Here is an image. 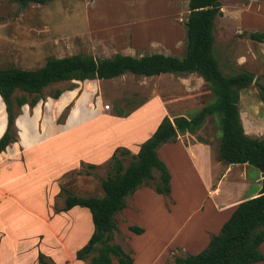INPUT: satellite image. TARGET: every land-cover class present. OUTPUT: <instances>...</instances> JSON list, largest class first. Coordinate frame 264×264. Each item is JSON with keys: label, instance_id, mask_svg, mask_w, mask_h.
<instances>
[{"label": "rangeland", "instance_id": "374dc122", "mask_svg": "<svg viewBox=\"0 0 264 264\" xmlns=\"http://www.w3.org/2000/svg\"><path fill=\"white\" fill-rule=\"evenodd\" d=\"M219 1L221 15L215 18L213 25L212 52L224 74L240 71L252 73V82L239 90L237 108L245 133L264 138V120L261 123L257 122L258 120L251 121L256 116L264 115V101L258 96V84L264 83V42L250 40L247 36L251 31H264V0L262 5L260 0ZM187 13V0H50L43 4L27 3L23 7L15 0H0V68L15 66L34 69L41 66L47 57L77 53L95 57H110L114 53L138 56L153 52L181 56L184 50L183 23ZM55 89H59L61 93L59 97L51 98L50 95ZM19 94V91L15 92V95ZM213 98L207 86L194 73H164L152 76L124 73L108 79L52 83L42 89L39 99L33 106L25 103L15 111L16 116L20 114L17 125L21 131L33 130L31 135L23 133L25 142L30 143L36 137V124L45 126L49 125L50 121L59 122L70 109L72 118H75L79 107H85L86 103L87 108L95 107L96 103H108L110 110L119 116L143 105L139 115L145 113L149 126L142 129L145 132L135 138L142 140L143 134H148V137L152 134L150 128L160 114L158 103L170 116H188L210 103ZM133 117H137L135 120L140 118L138 114ZM4 122V104L0 98V132ZM104 124V118L96 116L81 128L62 135L60 142L63 144L65 156L57 146L49 149L50 169L60 168L69 161L67 147L73 151L76 147H81L83 151L96 152L99 147L108 149L114 144L123 146L134 139V135L127 132L128 124L125 126V121L121 130H118L117 126H110L109 132H104L106 130ZM79 130L88 136L79 135ZM115 131L117 134L113 133ZM219 134L216 115L208 114L194 132L180 134L183 139L180 142L185 153L174 143L176 139L157 147L160 149L158 156L172 177L170 193L164 196L154 192L151 187L144 186L133 196L136 206L139 207L137 211L129 208L125 213V220L119 215L120 212L114 215L117 219V231L113 233L111 241L118 243L130 253L133 258L132 264H175V256L188 253L181 250H171V253L168 250L163 251L165 247L162 248L161 245L165 244V240L178 227L181 215L193 206L189 195L194 194L195 200L200 195L196 192L203 189L194 180L196 172L201 176L196 166L199 160L196 162V158L190 156L186 143L195 141L205 143L212 157L217 158ZM43 149L38 150V153ZM32 151L24 154L29 172L33 169V163L29 160L37 158ZM202 155H206L204 151ZM121 158L123 165H126L130 156L126 154ZM106 163L107 161L94 168L81 163L77 168L80 177L75 178L72 187L67 188L68 191L82 196L92 194L100 196L102 191L99 182L108 170ZM238 169V166H233L232 172L229 171L228 175L233 176ZM256 173L257 170L251 167L248 173L247 192L257 186L254 181ZM45 178L48 177L45 175ZM206 179V174L203 175V179L201 177L202 182ZM227 180L229 181V178ZM24 186L9 187L16 197L17 204L11 200L0 201L1 230L4 227L18 231L20 223L28 220L27 214L20 207L23 205L27 207L28 197L41 191ZM214 186L215 183L211 188ZM230 186V183L225 185L226 192H229ZM64 196L65 192L61 191L55 198L54 207L57 210L61 207ZM174 199L177 203L185 202V205L183 207L179 204L177 218L173 217L167 222L161 212V206H171ZM120 220L128 225H138L144 230L140 234L130 233L131 231L128 233L129 230L124 231V226L119 224ZM191 221L204 225L207 223L199 212L191 214ZM165 225L167 227H164ZM183 230L184 228L179 230L172 240L178 241ZM113 262L116 264V261Z\"/></svg>", "mask_w": 264, "mask_h": 264}, {"label": "trees", "instance_id": "16d2710c", "mask_svg": "<svg viewBox=\"0 0 264 264\" xmlns=\"http://www.w3.org/2000/svg\"><path fill=\"white\" fill-rule=\"evenodd\" d=\"M21 7L27 3L43 4L50 0H15ZM188 13L183 23L184 50L181 56L153 52L133 56L114 53L110 57H95L77 53L62 57H47L34 69L15 66L0 68V98L4 104L5 129L0 135V151L15 141L13 125L16 109L27 103L33 106L42 89L52 83L66 80L108 79L124 73L152 76L164 73H194L213 94V100L188 116L161 117L155 130L139 144L135 154L122 147L113 150L107 160L108 170L100 178L101 195H75L65 187L63 206L73 205L88 209L92 232L86 243L75 251V258L86 264H132L133 258L118 243L112 242L117 231L115 214L125 207V197L140 186H149L154 192L169 194V172L158 158L159 145L174 141L178 134L192 133L208 114H215L219 129L216 157L225 164H242L255 168L261 176L257 195L238 202L222 222L217 233L194 254L177 255L175 264H250L264 262L259 244L264 242V138L249 136L243 131L237 100L239 90L248 86L253 75L248 71L224 74L212 52L213 25L221 15L219 0H187ZM248 38L264 40V31H252ZM19 91V95L15 92ZM55 89L51 98L59 97ZM258 96L264 101V83L258 84ZM130 159L123 165L122 156ZM94 168V164H86ZM155 174V175H154ZM133 233L143 229L128 225ZM39 264H52L40 252Z\"/></svg>", "mask_w": 264, "mask_h": 264}, {"label": "crops", "instance_id": "0c3cea01", "mask_svg": "<svg viewBox=\"0 0 264 264\" xmlns=\"http://www.w3.org/2000/svg\"><path fill=\"white\" fill-rule=\"evenodd\" d=\"M260 1L262 5L263 2L262 0ZM257 42H264V40ZM86 104L85 107H79V111L75 115V118H72L70 109L64 114L59 122H56L55 120L52 123V121H50L49 125L45 126L36 124V137L35 140L30 143L25 142L23 133L31 135L33 130L28 132L21 131L17 125V117L19 114L15 116L13 121L16 135L15 141L8 143L4 149L0 151V180L7 181L6 183L0 181V201L6 202V200H11L17 204L16 197L12 194V189L9 187L14 188L16 186L26 185L30 188L34 187L36 190L41 191V193L39 192L33 196L29 195V201L26 203L27 207H24L25 205L20 207V209L27 214L28 220L20 223L21 227L18 231H15L14 228L13 230L8 228L5 229L4 227L3 230L0 229V264H39L37 261V254L39 252L49 259L52 264H86V260L75 258V251L86 243L92 232L89 211L87 208L79 205H73L66 210H60L63 203L61 204V207H59V210H57L54 207V201L60 193V187H65L66 189L72 187L75 178L80 177L77 168L81 163L100 165L107 161L116 147H124L130 154H135L138 150L139 144L148 137V134H143L142 140L135 138H137L139 134L145 132V130L142 131V129L149 126L145 113L143 112V115H139L141 114L139 112L143 105L138 106L136 109L129 111L123 116H119L115 115V113L110 110V106L108 110H103L101 108V103H96L95 107L91 106L90 108H87L88 103ZM158 108L160 114L156 117L155 122L152 123L150 134L155 129L162 116L166 115L169 118L173 116L168 115L159 103ZM135 114H138L141 119L139 118V120H135L137 118L133 117ZM96 116L104 118V128H106L104 132H109L111 128L110 126H117L118 130H121V128H123V122L125 121V126L128 124L126 128L127 132L132 133L134 139L123 146L114 144L108 149L99 147L96 152L93 150L94 153L92 150L83 151L81 147H76L74 151L67 147V154L70 156L69 161L62 164L60 168H54L53 170L50 169V160L48 156V154L50 155L49 149L57 146L65 156L63 144L60 142V140H62V135L70 130L81 128L95 119ZM132 118L134 119L132 120ZM263 120L264 115H261L254 117L251 121L261 123ZM5 124L6 117L0 135L5 129ZM241 125L244 128L242 121ZM113 133L117 134L116 131ZM118 133H125V131ZM81 134H83L82 136H88V134L80 132L79 130V135ZM180 140L183 139L180 137V134H178L174 143L179 145L181 150H183L184 146ZM186 144L188 146L187 149L190 151V156L196 158V162L199 160L196 166L199 168L201 176L195 171L194 180H196L197 185L203 189H200V192L198 193L196 192V194L200 195L195 200V197L193 198L194 194L189 195L193 202V206L188 212H184L181 215V222L173 234L167 239L169 242L165 240V244L161 245L162 248L165 247L163 251L168 250L170 253L171 250H181L182 252H188V254H194L207 244L211 234L218 232L220 225L228 217L231 210L238 202L258 194L261 176L257 171L254 178L257 186L254 190L247 192V188L249 187L248 173L251 170V166L246 163L225 164L215 158V156L212 157L209 147L205 143L195 141ZM160 146H162V144ZM42 149L43 151L38 153V150ZM31 150H33L32 154L35 153L37 158L34 157L32 160H29V162L33 163V169L29 172L26 166L27 164H25L24 161V154ZM158 150L160 149H156L157 156L160 154V152L158 153ZM203 151L206 154L204 156L202 155ZM42 155L43 157L40 158ZM158 158L162 161L159 156ZM233 166H238L239 169L236 173L233 172V176L228 175L229 171L232 172ZM210 168L211 175H209ZM205 174L207 179L202 182L201 177L203 179V175ZM45 175L48 177L47 179L45 178ZM14 178L17 179L14 181ZM227 178H229V181ZM170 181H172L171 175H169V193L171 191ZM213 183H215V186L211 188ZM227 183H230L231 185L229 187V192L225 191V185ZM139 188L141 190L144 186L136 188L130 195L126 196L125 207H123L119 213V215L123 217V220H125L124 216L129 208L136 209V211L138 210L139 207L138 205L136 206L133 196L139 191ZM92 195L96 196V194ZM128 201L131 203L129 204ZM179 204L184 207L185 202L184 204L177 203L174 199L171 206H163L160 204V206L162 205L161 212H163L162 214H164L167 222L173 217L177 218ZM196 212L201 213L203 219H206L207 223L205 225L203 223L199 224L198 222L191 221V214H196ZM123 220H120L119 224L124 226V231H128V224L121 222ZM201 225L204 226L201 227ZM164 227H167V225ZM183 228L184 230L181 232V238L178 241L172 240V237L175 239V235H177L178 231ZM129 232L130 231H128V233ZM258 247L264 254V242H261ZM165 257H167V253ZM258 263L264 264L262 261H256L250 264Z\"/></svg>", "mask_w": 264, "mask_h": 264}, {"label": "built area", "instance_id": "2783aa9c", "mask_svg": "<svg viewBox=\"0 0 264 264\" xmlns=\"http://www.w3.org/2000/svg\"><path fill=\"white\" fill-rule=\"evenodd\" d=\"M101 108L103 110H108L109 109V104L108 103H103L102 106H101Z\"/></svg>", "mask_w": 264, "mask_h": 264}, {"label": "bare ground", "instance_id": "6f19581e", "mask_svg": "<svg viewBox=\"0 0 264 264\" xmlns=\"http://www.w3.org/2000/svg\"><path fill=\"white\" fill-rule=\"evenodd\" d=\"M20 115V114H19ZM19 117V116H18ZM18 117H17V119H18Z\"/></svg>", "mask_w": 264, "mask_h": 264}]
</instances>
